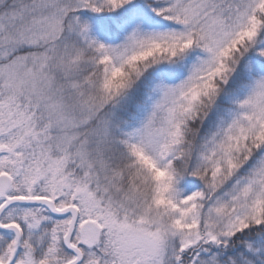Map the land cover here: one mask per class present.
I'll use <instances>...</instances> for the list:
<instances>
[{
    "label": "snow or ice",
    "instance_id": "obj_1",
    "mask_svg": "<svg viewBox=\"0 0 264 264\" xmlns=\"http://www.w3.org/2000/svg\"><path fill=\"white\" fill-rule=\"evenodd\" d=\"M0 264H264V0H0Z\"/></svg>",
    "mask_w": 264,
    "mask_h": 264
}]
</instances>
